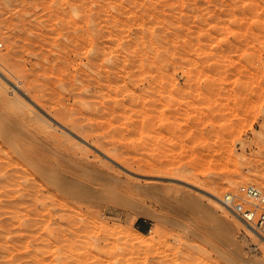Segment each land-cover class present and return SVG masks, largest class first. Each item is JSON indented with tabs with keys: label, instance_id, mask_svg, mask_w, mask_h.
<instances>
[{
	"label": "rangeland",
	"instance_id": "374dc122",
	"mask_svg": "<svg viewBox=\"0 0 264 264\" xmlns=\"http://www.w3.org/2000/svg\"><path fill=\"white\" fill-rule=\"evenodd\" d=\"M0 40V264H264L217 199L264 186V0H0ZM69 152L122 190L64 173ZM61 184L90 189L70 223L45 212Z\"/></svg>",
	"mask_w": 264,
	"mask_h": 264
},
{
	"label": "bare ground",
	"instance_id": "6f19581e",
	"mask_svg": "<svg viewBox=\"0 0 264 264\" xmlns=\"http://www.w3.org/2000/svg\"><path fill=\"white\" fill-rule=\"evenodd\" d=\"M157 38V37H156ZM159 40V39H158ZM1 41V40H0ZM156 42H157V40H156ZM173 42V41H172ZM124 55V54H123ZM136 57V56H135ZM152 58V57H151ZM8 58H7V55H2L1 57H0V65H2L3 63H5V61L7 60ZM132 60V59H131ZM140 63V62H139ZM112 71V70H111ZM107 78V77H106ZM62 82V81H61ZM72 95H79V94H77V93H73ZM173 101V100H172ZM172 101H170V103L172 102ZM175 101V100H174ZM173 103L175 104V103H177V102H172V105H173ZM73 107V106H72ZM71 107V108H72ZM66 108V107H65ZM74 109L72 110V111H74V113H75V110H76V108H75V106L73 107ZM68 108H66V109H62V108H55L54 109V111H53V114H55L58 118H61L62 120H65V119H68V120H70V124L74 127V128H76V129H79L78 131H82L81 129H83L84 131H82V133L84 134V136H86V137H96V138H100V135L99 134H96V132L92 129V128H90V127H88V126H85V125H81V124H78L77 122H76V120L75 119H73L74 118V116L71 114V113H73L72 111L71 112H69L70 110H67ZM76 114V113H75ZM71 116L73 117V118H71ZM19 122H25V119H21V118H19ZM98 129V128H97ZM102 129V128H101ZM96 130V129H95ZM8 134V133H7ZM6 134V135H7ZM109 135V134H108ZM127 136V135H126ZM120 137V136H119ZM128 137V136H127ZM113 144H110V143H108V142H106V143H101L100 145L101 146H103V148H104V150L107 152V153H109L111 156H114V157H116V158H119L120 157V159L121 158H123V161L125 162V163H128V165L130 164V166L131 165H137V167L138 168H140L141 167V163L139 162V161H137V160H129V157L127 158L126 157V154H127V152H126V150H124L125 148L123 147V149L121 148L122 146L120 145V144H118V143H114V142H112ZM99 144V143H98ZM84 150V149H83ZM86 151V150H85ZM131 152V151H130ZM129 154V153H128ZM82 155V153H80V155L78 154V153H74V152H69L68 153V155H67V157L64 159L65 161H67L66 162V165H65V168L63 167L64 165V163L62 164L63 166V168H64V173H68L69 175H77L78 177H80V176H83L82 178L80 177V179L81 180H84V183L82 182V184H86V185H89V184H87V182L89 183V182H91V183H96V184H98V186H99V188H100V186H101V189L100 190H102V189H105V186H107V184H111V182H113V181H116V180H118L119 178H116L115 176H113L112 175V172L110 171V169H109V166H108V164H107V166L108 167H106V168H102L101 167V163H99V164H91V163H89L88 161L86 162H84L83 161V159H85L84 158V156L82 157L81 156ZM83 155H85V153L83 154ZM110 156V157H111ZM132 157V156H131ZM39 158V157H38ZM113 158V157H112ZM114 159V158H113ZM63 160V161H64ZM62 161V160H61ZM62 161V162H63ZM64 161V162H65ZM122 161V160H121ZM62 162H60L59 164H57V165H54V168H60L61 167V163ZM127 165V164H126ZM142 166H143V164H142ZM143 168H144V166H143ZM86 170V171H85ZM44 171V170H43ZM62 171V170H61ZM85 171V172H84ZM40 172H42V171H40ZM62 173L63 172H58L57 173V175H55L54 177H59V176H61L62 175ZM85 173L87 174V175H85ZM42 174V173H41ZM46 175H48V174H46ZM48 177H49V175H48ZM50 177H53V176H50ZM54 177H53V179H54ZM47 178V177H46ZM67 178V177H66ZM71 178V177H70ZM73 178V177H72ZM47 179H49V178H47ZM81 180H79V179H76L75 177L73 178V181H76V183H78V182H80ZM62 181H63V179L62 180H60V182L62 183ZM59 182V183H60ZM119 182L120 181H118V184H119ZM63 183H64V181H63ZM116 183L117 182H113V188H114V184H115V188H114V190L116 191V190H119V189H121V187L119 188L118 186H120V185H118V186H116ZM95 184V185H96ZM58 185V184H57ZM61 186L62 187H60V186H58V188L59 189H61V192H63V194L65 195V199H63V198H58L59 199V201H58V199H56L57 201L55 202H53L54 203V205H52L53 203H51V204H45L46 206L45 207H47L48 205V207L46 208L47 209V211H45V212H47V216L49 217V215L50 214H53V210H60L61 212H63V213H61V215H60V219L62 220V219H66L65 220V222H69L70 223V214L68 215L67 214V211H68V209H69V207L71 208V206H73V205H71V203H73V204H75L74 202H77V201H82L83 203L85 202H88V191H87V189H88V187L89 186H87V188L86 189H84L83 188V190H73V188H68V187H66L65 185H62L61 184ZM98 186H96V187H98ZM92 187V186H91ZM90 187V188H91ZM95 187V188H96ZM93 188V187H92ZM94 188V189H95ZM112 188V189H113ZM123 188V187H122ZM126 188H128V186L126 187ZM126 188L124 187L123 189H124V193H125V190H126ZM57 189V188H56ZM97 189V188H96ZM95 189V191H97ZM88 190H90V189H88ZM93 190V189H92ZM105 190H109V189H105ZM122 190V189H121ZM59 191V190H58ZM99 191V190H98ZM110 191H112V190H110ZM115 191H113V192H115ZM130 191V190H129ZM128 191V192H129ZM60 192V191H59ZM103 192V191H102ZM101 192V193H102ZM105 192V191H104ZM93 193H94V191H93ZM117 193V192H116ZM121 193H123V192H121ZM91 194V192H89V195ZM96 194V193H95ZM46 196V195H45ZM94 196V195H93ZM92 196V197H93ZM91 197V196H90ZM214 197H215V195H214ZM42 198V197H41ZM44 198V197H43ZM47 198V197H46ZM217 198V197H216ZM90 199V198H89ZM92 199V198H91ZM93 200V199H92ZM89 201H91V200H89ZM48 202V201H47ZM56 203V204H55ZM85 203H84V205H85ZM51 205V206H50ZM77 205V204H76ZM86 205H89L88 203L86 204ZM56 206V207H55ZM81 207V206H80ZM53 208V209H52ZM55 208V209H54ZM68 208V209H67ZM43 209V208H42ZM54 211V212H55ZM79 211V210H78ZM52 212V213H51ZM56 213V212H55ZM80 213V212H79ZM46 214V213H45ZM75 214V213H74ZM83 214V213H82ZM80 215V214H79ZM73 216H75V215H73ZM90 216V215H89ZM38 217V216H37ZM54 217V216H53ZM69 217V219H67ZM71 217H72V215H71ZM33 218V217H32ZM75 218V217H74ZM88 218V217H87ZM86 218V219H87ZM36 219V218H35ZM41 219V218H40ZM73 219V218H72ZM83 219V218H82ZM31 220V219H30ZM38 220V219H37ZM44 220V219H43ZM32 221V220H31ZM49 221H50V219H49ZM82 221V220H81ZM84 221V220H83ZM87 221V220H86ZM45 222V221H44ZM58 223H60V221H57ZM63 222V221H62ZM76 222V221H75ZM88 222V221H87ZM26 223V222H25ZM36 223V222H35ZM57 223V224H58ZM71 223H73V221L71 222ZM84 223V222H83ZM64 224V223H63ZM85 224V223H84ZM244 224H246L245 222H244ZM59 225V224H58ZM58 225H57V227H58ZM70 225V224H69ZM81 225V224H80ZM80 225H79V228H81V227H83L82 225H81V227H80ZM85 225H87V224H85ZM28 226V225H27ZM56 227V226H55ZM77 227H78V225H77ZM77 227L75 228V229H77ZM246 227L248 228V230L251 232V233H253L254 235H258L250 226H248L247 224H246ZM63 228H64V226H63ZM67 228H68V225H67ZM57 229H58V231H57ZM56 229V234L57 233H60V231L61 230H59L60 228H57ZM62 229V228H61ZM72 229V228H71ZM63 229L62 231H64V230H66V233H67V231L68 230H70V231H72V232H69L70 234H72L73 233V230L74 229ZM53 230V229H52ZM79 230V229H78ZM82 230H84V229H82ZM77 231V230H76ZM79 231H81V230H79ZM78 231V232H79ZM51 232H53V231H51ZM65 232V231H64ZM83 232V231H82ZM85 232V231H84ZM54 233V232H53ZM53 233H51V235H53ZM66 233H65V235H66ZM68 233V234H69ZM50 235V236H51ZM61 235H62V233H61ZM64 235V234H63ZM63 235H62V237H63ZM72 235H74V234H72ZM56 236V235H55ZM58 236V235H57ZM60 237V236H59ZM65 237V236H64ZM69 237V236H68ZM68 237H66V239L68 238ZM71 237H73V236H71ZM76 237V236H75ZM53 238V237H52ZM55 238V237H54ZM61 238V237H60ZM70 238V237H69ZM65 239V238H64ZM58 240H59V238H58ZM62 240V239H61ZM94 246V245H93ZM80 252V251H79ZM93 256V255H92Z\"/></svg>",
	"mask_w": 264,
	"mask_h": 264
},
{
	"label": "built area",
	"instance_id": "2783aa9c",
	"mask_svg": "<svg viewBox=\"0 0 264 264\" xmlns=\"http://www.w3.org/2000/svg\"><path fill=\"white\" fill-rule=\"evenodd\" d=\"M217 199L223 208L250 226L264 241V186L241 184L223 191Z\"/></svg>",
	"mask_w": 264,
	"mask_h": 264
}]
</instances>
